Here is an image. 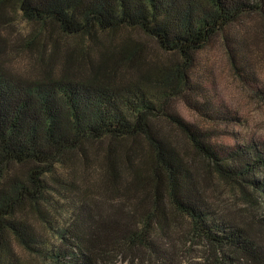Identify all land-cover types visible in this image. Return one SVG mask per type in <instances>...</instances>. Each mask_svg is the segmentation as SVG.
<instances>
[{
	"label": "trees",
	"instance_id": "obj_1",
	"mask_svg": "<svg viewBox=\"0 0 264 264\" xmlns=\"http://www.w3.org/2000/svg\"><path fill=\"white\" fill-rule=\"evenodd\" d=\"M7 7L58 35L82 38L89 49L103 54L88 59L82 75L42 58L38 72L21 75L6 67L0 35V264H23L15 243L47 264H107V253L125 255L141 248L149 264H171L174 256L156 234L166 221L156 216L165 210L164 196L190 219L193 236L215 250L211 264H264V230L258 234L218 214L204 199L191 163L159 125L166 120L175 126L220 175L241 181L264 198V143L216 145L211 132L188 123L172 108L175 96L199 90L190 76L197 54L220 34L229 41L228 30L245 15L264 13V0H0L2 17ZM122 29L144 32L162 51L180 56L181 63L143 71L144 63L133 55L141 43L131 37L114 45L117 52L110 54L100 33ZM239 46H229L236 67ZM67 58L79 65L73 55ZM193 107L217 124L236 121L229 112ZM104 139L119 147H109L103 157L107 191L125 196L147 186L154 189L155 212L142 230L135 221L141 204L132 209L117 202L106 216L99 215L71 180L76 162L87 165V144ZM144 150L147 160L138 166L129 163ZM53 194L68 209L65 223L53 224L46 216L59 204ZM28 206L53 225L56 242L20 217ZM259 222L264 229V219Z\"/></svg>",
	"mask_w": 264,
	"mask_h": 264
},
{
	"label": "rangeland",
	"instance_id": "obj_2",
	"mask_svg": "<svg viewBox=\"0 0 264 264\" xmlns=\"http://www.w3.org/2000/svg\"><path fill=\"white\" fill-rule=\"evenodd\" d=\"M48 34L53 38L49 39ZM49 28L30 22L14 7L5 8V16L0 14V35L5 39V50L2 59L6 67L21 75H34L41 66L40 59L45 63L53 61L61 69H68L77 75H82L86 70L89 60H98L103 51L98 55L88 48V43L82 38L61 36ZM103 34V46H110L113 54L118 45L127 37L138 40L141 45L133 49L136 62L144 63L143 71L155 67H170L181 63L182 58L176 54L167 53L158 48L154 40L138 29H122L117 32ZM229 41L220 34L210 45L197 54V62L190 73L192 84L199 90L196 92L185 91L172 100V108L188 123L195 125L206 132H211L216 145L233 147L244 144L250 140L264 143V13L256 11L245 15L228 30ZM240 45V46H239ZM229 46H239L237 63L232 60ZM109 54V55H110ZM73 55L79 62H69L67 56ZM56 58V59H55ZM118 59V57H116ZM114 60V59H113ZM87 64V65H86ZM134 70L129 75H134ZM128 75V74H127ZM189 99L190 103L187 101ZM198 105L213 110L229 112L234 116L232 123L217 124L208 120L193 106ZM159 125L163 132L169 136L173 144L178 148L186 161L191 163L193 172L199 182V187L204 199L221 216L234 220L236 223L250 226L256 232L264 229L259 219H264L263 195L249 186L243 187L236 179L226 175H220L213 162L201 157L190 145L182 133L166 120H161ZM109 147L119 149L117 143L110 139H104L94 143H88L87 165L76 162L73 165L74 172L71 180L86 193L85 199L95 203V211L106 216L109 208L115 203H123L124 207L137 209L136 223L140 230L152 213L153 187L147 186L136 193H110L105 183V168L103 157ZM121 151V150H120ZM123 158L125 152H121ZM125 162L128 160L124 157ZM148 159L147 150L139 156L133 155L129 163L136 166ZM128 163V164H129ZM124 171V168L122 167ZM126 183V182H124ZM125 188L126 185L122 184ZM59 204L46 213L53 224L68 221V209L58 196H54ZM84 198V197H83ZM263 198V199H261ZM144 200V201H143ZM143 201V203H142ZM163 212L157 211L159 219L165 218V224L156 233L158 242L169 250L171 264H211L215 258V250L202 239L193 236V228L190 219L182 216L170 207L167 197L164 196ZM47 205H42V211ZM21 218L27 219L35 230H38L45 239L56 242L57 238L42 215L33 207H26ZM154 226V218L152 219ZM113 251L112 248H109ZM15 251L22 259L23 264H47L42 256L23 248L15 243ZM143 253V249L127 251L125 255L118 251L105 255L107 264H149ZM153 264V263H152Z\"/></svg>",
	"mask_w": 264,
	"mask_h": 264
}]
</instances>
